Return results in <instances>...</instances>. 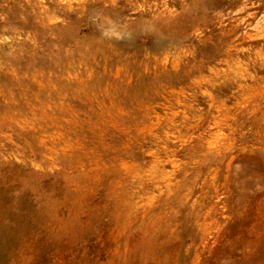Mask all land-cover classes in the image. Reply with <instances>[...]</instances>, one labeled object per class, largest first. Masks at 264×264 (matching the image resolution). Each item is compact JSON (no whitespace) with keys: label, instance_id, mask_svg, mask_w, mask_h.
Masks as SVG:
<instances>
[{"label":"rangeland","instance_id":"374dc122","mask_svg":"<svg viewBox=\"0 0 264 264\" xmlns=\"http://www.w3.org/2000/svg\"><path fill=\"white\" fill-rule=\"evenodd\" d=\"M243 167L260 221L264 0H0V264H213Z\"/></svg>","mask_w":264,"mask_h":264},{"label":"bare ground","instance_id":"6f19581e","mask_svg":"<svg viewBox=\"0 0 264 264\" xmlns=\"http://www.w3.org/2000/svg\"><path fill=\"white\" fill-rule=\"evenodd\" d=\"M247 179L246 167H243L239 172H235L234 181L236 185L232 194L236 199L233 211L236 237L234 238L233 248L222 249L220 218L215 219L213 264H254V249L259 231H261L260 236L264 238V215L260 221H256L255 218L250 216L248 201L250 198L247 194V187L250 185L248 186Z\"/></svg>","mask_w":264,"mask_h":264}]
</instances>
